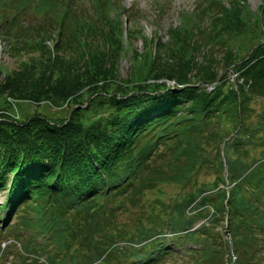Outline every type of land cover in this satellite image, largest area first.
<instances>
[{"label":"trees","instance_id":"1","mask_svg":"<svg viewBox=\"0 0 264 264\" xmlns=\"http://www.w3.org/2000/svg\"><path fill=\"white\" fill-rule=\"evenodd\" d=\"M85 1L0 0L15 57L12 69L0 66V190L9 198L0 233L22 226L18 264H149L165 253L164 230L186 229L190 213L211 222L186 232L205 241L189 264L218 258L214 228L225 220L243 249L236 264H264L255 234H264V109L251 104L264 105V0L255 12L245 0H198L166 39L143 36L141 52L127 51L141 30L124 28L121 0ZM30 7L38 23L22 26L17 14ZM11 102L52 110L21 119ZM166 181L190 190L147 206L144 191Z\"/></svg>","mask_w":264,"mask_h":264},{"label":"rangeland","instance_id":"2","mask_svg":"<svg viewBox=\"0 0 264 264\" xmlns=\"http://www.w3.org/2000/svg\"><path fill=\"white\" fill-rule=\"evenodd\" d=\"M69 2L73 3L75 0H68ZM85 1V0H84ZM87 1V0H86ZM85 1V2H86ZM122 7L127 15H122L123 17V26L124 28L128 29H138L141 30V33L136 35L133 39L129 40L130 51H136L141 52L144 49L143 46V36L148 38H162L163 40L167 38V31L170 27L176 26L179 24V17L178 12H181L185 8L191 6H194L198 0H121ZM260 0H245V4L247 5L248 9L250 11L255 12L257 10L258 5L260 4ZM8 4V2H7ZM11 5V4H10ZM134 11V13H132ZM15 12H17L16 7L9 6L7 8L6 17H9L11 20V17L16 15ZM131 12V13H130ZM19 17H21L20 25L23 26V24L33 22L34 19L37 20L34 16V9L31 7L26 9L23 13L17 14ZM125 16V17H124ZM130 16V17H128ZM7 26L9 25L6 23ZM30 24V23H29ZM3 29H0V66H4L5 68L12 69L14 67V55L11 54L9 49V44L7 43V38L9 36H6L5 33H3ZM157 37V38H156ZM56 43L55 36H52L50 40H48L47 45L48 46H54ZM130 53V52H129ZM246 56V49H243L239 53V58H243ZM131 68V60L129 59V55L124 56L121 61L119 62L118 66V76L119 78L126 79L129 76ZM234 70V71H233ZM233 71V72H232ZM229 73L231 76H236L238 73H236L235 69H229L227 71V74ZM2 75L0 76V78ZM228 82L230 84H233L232 78H227ZM167 85L173 86V81H166ZM215 86V82L208 85L206 87V90L208 92L212 91L213 87ZM252 107L256 110L260 111L264 109V105L261 103L259 99H255L252 103ZM39 106V107H36ZM26 105L23 102H11V106L7 108V110L11 113H18L21 116V119L25 118L26 116L30 115L33 109H36L39 111L40 109H44L43 111L49 110L52 108L45 104H39V105ZM205 175H203L204 180H209L211 176L207 174L208 171H204ZM190 190L189 185H185L182 182H174V181H166L159 183L157 187H154L150 189L149 191H144V200L145 204L147 206H151L152 201L157 197V195H160V198L162 201L173 204L175 200L179 199L182 195L187 193ZM5 195H7V189H1L0 190V205L6 204L4 202ZM161 208L155 211H159ZM163 212V211H162ZM6 214L5 212H1L0 218V225L2 222L5 221ZM21 218V215L12 216V219L10 222H16L18 219ZM188 218L192 221L191 226H198L201 223L205 222L207 223L208 218H192L191 213L188 214ZM227 221L225 220L222 225H216V228H214V231L220 233L221 240L223 242V248L220 252H222L218 258L215 260H212L209 264H233L230 263V257L232 252L237 253L240 255V257L243 256V249L238 246H236L232 240H230L229 233H227ZM22 230V226H17L14 232H12L10 235L5 233H0V264H17L18 261L17 258H20V243L25 242V239H20V243L16 242L14 239V233L17 234L18 231ZM256 238H262L264 242V234L262 233H256ZM179 244V245H178ZM187 243L181 242L174 245L175 251L172 256H167L164 258H160L155 262H152V264H189L193 262L198 258L197 254L191 255V254H185V255H175L180 252L182 254L183 250L185 249V245ZM215 244H218L216 241ZM264 252V250H263ZM262 252V253H263ZM43 257L39 258V261L42 260ZM218 262V263H216Z\"/></svg>","mask_w":264,"mask_h":264},{"label":"built area","instance_id":"3","mask_svg":"<svg viewBox=\"0 0 264 264\" xmlns=\"http://www.w3.org/2000/svg\"><path fill=\"white\" fill-rule=\"evenodd\" d=\"M232 77H235L234 75Z\"/></svg>","mask_w":264,"mask_h":264}]
</instances>
